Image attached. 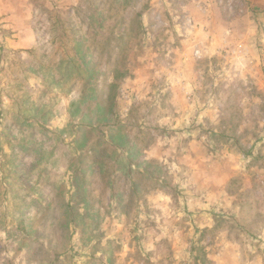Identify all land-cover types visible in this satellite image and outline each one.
Masks as SVG:
<instances>
[{
  "label": "rangeland",
  "instance_id": "1",
  "mask_svg": "<svg viewBox=\"0 0 264 264\" xmlns=\"http://www.w3.org/2000/svg\"><path fill=\"white\" fill-rule=\"evenodd\" d=\"M0 264H264V0H0Z\"/></svg>",
  "mask_w": 264,
  "mask_h": 264
},
{
  "label": "trees",
  "instance_id": "2",
  "mask_svg": "<svg viewBox=\"0 0 264 264\" xmlns=\"http://www.w3.org/2000/svg\"><path fill=\"white\" fill-rule=\"evenodd\" d=\"M140 162V161H139ZM139 162L137 163H133L132 161H130L131 164H139ZM133 173H134V170L130 168V177H131V180L133 181ZM134 184V183H133Z\"/></svg>",
  "mask_w": 264,
  "mask_h": 264
},
{
  "label": "crops",
  "instance_id": "3",
  "mask_svg": "<svg viewBox=\"0 0 264 264\" xmlns=\"http://www.w3.org/2000/svg\"><path fill=\"white\" fill-rule=\"evenodd\" d=\"M21 29H22V28H21ZM21 29H20V32H21ZM18 30H19V28H18ZM20 35H21V34H20ZM21 37H24V36L21 35ZM27 43H29V42H27ZM201 213H202V214H205V212H202V211H201Z\"/></svg>",
  "mask_w": 264,
  "mask_h": 264
}]
</instances>
